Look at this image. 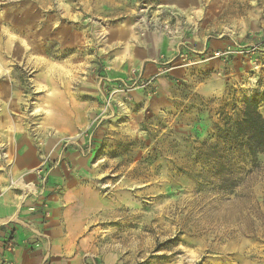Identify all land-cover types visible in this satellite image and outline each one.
Masks as SVG:
<instances>
[{
	"label": "rangeland",
	"instance_id": "obj_1",
	"mask_svg": "<svg viewBox=\"0 0 264 264\" xmlns=\"http://www.w3.org/2000/svg\"><path fill=\"white\" fill-rule=\"evenodd\" d=\"M263 92L264 0H0V206L81 214L82 264H264V156H207Z\"/></svg>",
	"mask_w": 264,
	"mask_h": 264
},
{
	"label": "crops",
	"instance_id": "obj_2",
	"mask_svg": "<svg viewBox=\"0 0 264 264\" xmlns=\"http://www.w3.org/2000/svg\"><path fill=\"white\" fill-rule=\"evenodd\" d=\"M20 202L15 208L0 206V264H82L81 248L88 242L83 239L82 215L57 210L49 218L30 214L34 220L23 228L11 223Z\"/></svg>",
	"mask_w": 264,
	"mask_h": 264
},
{
	"label": "trees",
	"instance_id": "obj_3",
	"mask_svg": "<svg viewBox=\"0 0 264 264\" xmlns=\"http://www.w3.org/2000/svg\"><path fill=\"white\" fill-rule=\"evenodd\" d=\"M261 101L264 92L244 98L234 116L226 114L223 128L217 127V141L207 147L211 175L220 189L233 188L238 181L233 169L236 155L264 156V116L258 109Z\"/></svg>",
	"mask_w": 264,
	"mask_h": 264
},
{
	"label": "bare ground",
	"instance_id": "obj_4",
	"mask_svg": "<svg viewBox=\"0 0 264 264\" xmlns=\"http://www.w3.org/2000/svg\"><path fill=\"white\" fill-rule=\"evenodd\" d=\"M24 186V185H23ZM26 186V185H25ZM32 188V187H31ZM27 189V188H26ZM28 189H30V188H28ZM11 219H13V220H15L16 219V217L14 216V217H12Z\"/></svg>",
	"mask_w": 264,
	"mask_h": 264
}]
</instances>
